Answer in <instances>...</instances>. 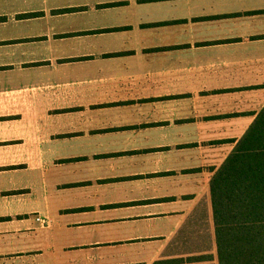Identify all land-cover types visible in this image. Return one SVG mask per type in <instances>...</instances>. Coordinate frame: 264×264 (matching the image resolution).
Returning <instances> with one entry per match:
<instances>
[{
    "label": "crops",
    "instance_id": "1",
    "mask_svg": "<svg viewBox=\"0 0 264 264\" xmlns=\"http://www.w3.org/2000/svg\"><path fill=\"white\" fill-rule=\"evenodd\" d=\"M263 109L264 0H0V264H219Z\"/></svg>",
    "mask_w": 264,
    "mask_h": 264
},
{
    "label": "trees",
    "instance_id": "2",
    "mask_svg": "<svg viewBox=\"0 0 264 264\" xmlns=\"http://www.w3.org/2000/svg\"><path fill=\"white\" fill-rule=\"evenodd\" d=\"M219 264H264V109L211 181Z\"/></svg>",
    "mask_w": 264,
    "mask_h": 264
}]
</instances>
